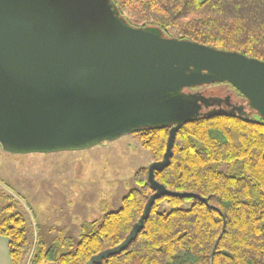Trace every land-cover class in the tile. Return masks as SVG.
<instances>
[{
	"label": "trees",
	"instance_id": "trees-1",
	"mask_svg": "<svg viewBox=\"0 0 264 264\" xmlns=\"http://www.w3.org/2000/svg\"><path fill=\"white\" fill-rule=\"evenodd\" d=\"M109 3L115 16L131 26L164 36L172 29L178 38L264 61V0ZM126 12L137 14V23ZM167 96L183 101L194 114L179 123L169 164L154 171V178L168 190L196 195L155 199L134 239L92 264H264V119L224 80L185 86ZM170 126L132 132L153 161L162 159ZM133 182L117 209L81 223L71 250L59 231L48 245L36 239L31 251L19 201L0 190V235L8 239L11 263L85 264L117 246L153 192L147 167L135 170ZM163 202L168 209L161 208Z\"/></svg>",
	"mask_w": 264,
	"mask_h": 264
},
{
	"label": "water",
	"instance_id": "water-1",
	"mask_svg": "<svg viewBox=\"0 0 264 264\" xmlns=\"http://www.w3.org/2000/svg\"><path fill=\"white\" fill-rule=\"evenodd\" d=\"M26 21L23 29H15ZM0 146L8 152L90 147L171 124L162 159L147 166L153 191L124 240L85 264L119 252L168 190L154 178L169 164L179 123L193 108L167 92L232 84L264 119V61L164 36L119 20L109 0H0ZM206 202L205 198H200Z\"/></svg>",
	"mask_w": 264,
	"mask_h": 264
},
{
	"label": "rangeland",
	"instance_id": "rangeland-1",
	"mask_svg": "<svg viewBox=\"0 0 264 264\" xmlns=\"http://www.w3.org/2000/svg\"><path fill=\"white\" fill-rule=\"evenodd\" d=\"M126 16L137 23L134 12ZM168 34L177 37L172 29ZM152 161L132 132L74 150L17 153L0 146V190L19 201L31 251L36 239L48 245L59 231L68 237L67 250H71L81 223L117 209L121 197L135 186V170ZM161 208L168 206L163 202Z\"/></svg>",
	"mask_w": 264,
	"mask_h": 264
},
{
	"label": "crops",
	"instance_id": "crops-1",
	"mask_svg": "<svg viewBox=\"0 0 264 264\" xmlns=\"http://www.w3.org/2000/svg\"><path fill=\"white\" fill-rule=\"evenodd\" d=\"M8 239L0 235V264H12L8 254Z\"/></svg>",
	"mask_w": 264,
	"mask_h": 264
},
{
	"label": "flooded vegetation",
	"instance_id": "flooded-vegetation-1",
	"mask_svg": "<svg viewBox=\"0 0 264 264\" xmlns=\"http://www.w3.org/2000/svg\"><path fill=\"white\" fill-rule=\"evenodd\" d=\"M25 22H26V21H21L20 26L17 27V28H15V29H23V28H24L23 24H24ZM2 29H3V27H2V23H0V30H2Z\"/></svg>",
	"mask_w": 264,
	"mask_h": 264
}]
</instances>
